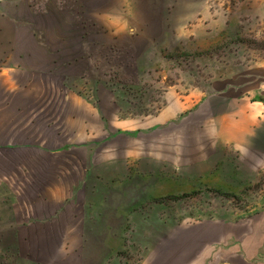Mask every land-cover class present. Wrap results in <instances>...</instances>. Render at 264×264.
<instances>
[{"label":"rangeland","instance_id":"obj_1","mask_svg":"<svg viewBox=\"0 0 264 264\" xmlns=\"http://www.w3.org/2000/svg\"><path fill=\"white\" fill-rule=\"evenodd\" d=\"M254 5L0 0L10 48L16 35L17 49L62 52L82 97L79 142L54 153L18 147L15 167L0 154V194L27 205L11 228L0 211V264H142L172 225L264 207V152L240 161L210 127L215 110L189 115L185 98L204 92L219 111L239 98L264 104V9ZM174 104L183 112L160 122ZM48 162L58 166L41 171ZM55 175L59 202L47 191Z\"/></svg>","mask_w":264,"mask_h":264},{"label":"crops","instance_id":"obj_2","mask_svg":"<svg viewBox=\"0 0 264 264\" xmlns=\"http://www.w3.org/2000/svg\"><path fill=\"white\" fill-rule=\"evenodd\" d=\"M255 2V8L264 9V0ZM8 38L0 31V154H9L8 166L15 167L11 153L18 147L41 146L44 151L54 153L80 141L82 97L66 81L58 56L62 52L17 49L16 35L14 48H10ZM258 69L264 76V65ZM257 70L252 71V81H257ZM256 85L254 82L252 88ZM260 87L264 98V82ZM185 98L190 102L189 115L209 108L215 110L207 118L210 127L223 143L235 147L240 161H244L247 154L252 155V150L264 152V104L261 101L239 98L238 106H227L219 111L216 99L204 92H192ZM164 109L157 117L164 123L183 112L175 104ZM39 166L43 171L58 164L48 162ZM2 179L8 180L0 175V183ZM52 179L56 182L47 188L49 200L59 202L63 183L58 175ZM19 200L16 196L0 194V211L5 212L7 219H12L7 228L14 227L13 223L19 220L18 211L27 208ZM142 264H264V207L240 217L223 215L172 225Z\"/></svg>","mask_w":264,"mask_h":264}]
</instances>
